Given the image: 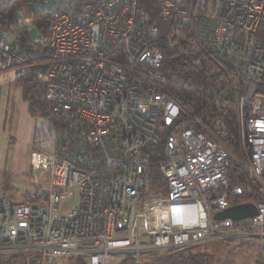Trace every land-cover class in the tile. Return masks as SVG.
Segmentation results:
<instances>
[{
  "label": "built area",
  "instance_id": "1",
  "mask_svg": "<svg viewBox=\"0 0 264 264\" xmlns=\"http://www.w3.org/2000/svg\"><path fill=\"white\" fill-rule=\"evenodd\" d=\"M147 3L34 0L32 11L50 18L48 43L32 52V18L16 17L23 50L0 31V74L36 76L49 114L35 121L28 201L0 198V259L142 264L144 253L250 237L264 264V0ZM160 23L188 36L178 45ZM161 41L196 65L209 55L233 72L256 202L231 180L228 151L180 121L163 87ZM249 203L253 218L215 219Z\"/></svg>",
  "mask_w": 264,
  "mask_h": 264
},
{
  "label": "trees",
  "instance_id": "2",
  "mask_svg": "<svg viewBox=\"0 0 264 264\" xmlns=\"http://www.w3.org/2000/svg\"><path fill=\"white\" fill-rule=\"evenodd\" d=\"M34 0H13L0 3V31L5 30L10 33L21 50L22 40L20 31L27 33L26 27L16 24L17 12L27 7L29 16L32 17L34 25L41 34V39L35 41L27 52L35 49L41 50L48 40L49 14L43 11L34 12L31 5ZM154 0H148L147 7L153 6ZM153 18L155 17L152 16ZM15 20V21H14ZM16 24V25H15ZM162 32L170 34L178 43H181L185 36H188L186 29H171L169 24L160 23ZM167 27V28H166ZM159 48L163 54L164 62L162 72L166 83L164 91L174 97L180 104V121L186 123L189 128L207 133L222 144L230 153V177L236 185H241L247 191L246 198L255 201L257 193L253 187L247 172H243L242 167L232 160L240 158L243 147L240 118L238 115L237 99L238 91L232 86L233 72L225 66L220 65L213 57L205 55L201 57L198 65L186 58L179 52V47L169 48L165 42L161 41ZM22 89L23 99L29 105V112L33 117L38 115L49 116L47 114V104L43 96V88L40 80L36 76H29L16 82ZM205 131V132H204ZM4 174V173H3ZM152 180L154 191L160 190L161 175L157 169H152ZM252 193V194H250ZM29 196H27L28 201ZM197 246L185 247L168 253L156 264H209L206 259L199 254H193L192 250ZM21 259L28 261L27 256L16 255L0 260ZM73 264H85L84 260L73 259ZM128 264H132L129 262Z\"/></svg>",
  "mask_w": 264,
  "mask_h": 264
},
{
  "label": "rangeland",
  "instance_id": "3",
  "mask_svg": "<svg viewBox=\"0 0 264 264\" xmlns=\"http://www.w3.org/2000/svg\"><path fill=\"white\" fill-rule=\"evenodd\" d=\"M9 1L13 0H0V3L4 4ZM27 8L28 6L20 9L18 12L24 14L25 17L32 18L29 16ZM149 11L154 16V7H152L151 10L149 9ZM157 18L158 17H156V19ZM23 32L20 31L19 34L21 39L26 34ZM28 34L32 41H39L42 37L37 28L32 24L28 29ZM48 36L49 31L47 33V37ZM8 40H12L11 34H9ZM46 43H48V40ZM16 86L19 88L21 85L18 86V84H16ZM167 94L170 95L169 93ZM205 134L207 133L205 132ZM4 137V134L0 133V170L4 172V174L0 173V198L12 203H21V201L27 200V196L33 191L36 184L35 179L30 174V152L27 150L18 151L16 148H11L10 146L12 145H9L10 143L8 141L9 137L8 139ZM209 137L218 143L214 138L211 136ZM220 145L223 146L222 144ZM223 148L227 150L224 146ZM231 158L241 167L247 163V157L243 147L240 153V158ZM243 172H245L244 169ZM258 250L257 243L250 237H238L204 243L193 248L192 252L193 254L202 255L209 264H260ZM168 253L169 252L167 251H157L154 254L144 253L141 258L142 264H156L159 259H162ZM74 262L73 259H66L63 260L61 264H73ZM0 264L28 263L21 259H14L0 260Z\"/></svg>",
  "mask_w": 264,
  "mask_h": 264
},
{
  "label": "crops",
  "instance_id": "4",
  "mask_svg": "<svg viewBox=\"0 0 264 264\" xmlns=\"http://www.w3.org/2000/svg\"><path fill=\"white\" fill-rule=\"evenodd\" d=\"M16 82L13 72L0 74V133L9 137L11 148L31 154L36 116L30 114ZM0 173L4 172L0 170Z\"/></svg>",
  "mask_w": 264,
  "mask_h": 264
},
{
  "label": "water",
  "instance_id": "5",
  "mask_svg": "<svg viewBox=\"0 0 264 264\" xmlns=\"http://www.w3.org/2000/svg\"><path fill=\"white\" fill-rule=\"evenodd\" d=\"M257 214L256 206L252 203L239 205L216 214V220L232 219L242 221L253 218Z\"/></svg>",
  "mask_w": 264,
  "mask_h": 264
}]
</instances>
